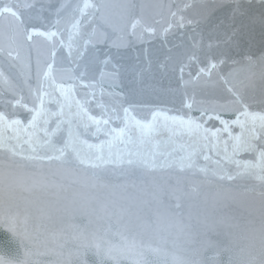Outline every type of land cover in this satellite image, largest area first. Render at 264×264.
<instances>
[{
    "label": "snow or ice",
    "instance_id": "obj_1",
    "mask_svg": "<svg viewBox=\"0 0 264 264\" xmlns=\"http://www.w3.org/2000/svg\"><path fill=\"white\" fill-rule=\"evenodd\" d=\"M53 2L0 0V224L28 245L19 264H52L53 255L67 251L71 257L72 250L75 259L88 264L83 257L90 249L117 264L121 258L130 264H264V52L240 59L229 54L241 48L247 30L259 25L264 32V10L256 14L244 7L264 6V0H125L120 12L113 11L117 6L111 0H59L54 9ZM225 4L233 5L230 14L214 19ZM170 34L179 42L155 65L149 57L126 69L98 47L119 50L155 38L167 43ZM35 38L49 44L47 57L37 49L33 59ZM5 61L15 77L5 72ZM129 70L130 93L171 94V88L158 87V72L175 78L190 102L183 111L125 106L121 81ZM209 90L224 99L196 98L197 91ZM6 95L12 99L5 100ZM257 105L260 110H251ZM20 111L29 114L26 122L18 118ZM227 112L235 119H224ZM213 119L221 127H206ZM245 154L251 158L243 159ZM17 159L38 171H24ZM71 161L94 171L120 170L121 176L135 170L162 174L159 184L153 178L161 195L141 231L132 234L122 223L125 209L115 201L109 211L93 196V209L104 213L102 226L94 228L90 213L82 211L69 218L79 235L62 232L49 240L39 202L30 197L37 191H76L42 174L45 163ZM176 173L197 179L188 180L185 189ZM164 185L174 203H165ZM92 187L108 185L97 178ZM232 207L239 212L224 211ZM77 216L87 217V223H77ZM90 229L93 239L86 242ZM53 243L59 252L33 250ZM0 264L16 262L0 256Z\"/></svg>",
    "mask_w": 264,
    "mask_h": 264
},
{
    "label": "water",
    "instance_id": "obj_2",
    "mask_svg": "<svg viewBox=\"0 0 264 264\" xmlns=\"http://www.w3.org/2000/svg\"><path fill=\"white\" fill-rule=\"evenodd\" d=\"M22 2H29V0H22ZM111 2L117 6L113 9L114 12L122 11L119 6L122 5L125 0H111ZM137 2H139V0H137ZM147 2L151 4L153 0H147ZM36 7L39 8L41 5L37 4ZM51 7L53 9L59 7V0H54ZM244 7L256 14H258L261 10H264V6L256 2H253L252 4H245ZM232 8L233 5H223L222 8L217 9V11L214 13V19L227 17L230 14ZM149 11H152V9L150 8ZM47 15L48 14L45 13L46 17ZM27 16L28 12L25 11V20H27ZM3 23L5 33L7 34L9 31L7 21H4ZM31 26L39 27V25H29L30 29ZM178 42V35L170 34L167 43H164L161 38H155L149 40L147 43L136 42L131 44L129 47L121 48L119 50L115 48L110 49L107 44H101L98 47L101 54L109 53L116 63L122 64L126 69H129L130 66L140 63L149 57L152 58L155 65L156 63L162 61L169 54L168 49L173 48L174 44ZM240 42L241 48L239 50H231L229 53L235 59H240V57L245 54L259 55L261 52H264V32H262V29L259 27V25L255 26L251 30H247L241 36ZM37 49L39 50V53L42 57H47L50 51V46L43 38H35L33 59H35ZM63 55V52L58 53V57L60 58H62ZM223 67L225 71L228 70L227 65H224ZM196 68V65H193L191 68L193 76L196 74ZM4 70L6 73L15 77V71L8 68L7 61H5ZM110 70L111 69H109V71ZM153 70L155 72V67ZM155 79L160 81L158 87H162L164 89L171 88L173 92L171 94L165 93L163 95L151 91L130 93L128 89L132 87L133 76L130 70L124 72L121 83L124 87V95L126 96L125 106H128L129 104L133 105L134 107H139L142 105H158L161 107L180 109L183 111L185 105L190 102V100L187 96L181 95V91L178 90L179 85L177 80L173 77L161 76L158 72L155 75ZM185 79H188L187 73L185 74ZM136 87L139 86L137 85ZM105 89L106 91H111L107 85H105ZM116 91L119 92L121 89H116ZM188 93L191 95L192 89H188ZM196 98L219 99L221 101L224 99L222 95H217L210 90L207 94L205 92L197 91ZM4 99L11 100L12 97L10 95H6ZM104 99L105 102H108L109 98L105 96ZM0 110L4 109L0 107ZM251 110L258 111L260 108L257 105L253 106ZM191 114L197 117L200 115V113L197 111H193ZM93 115H97L95 110L93 111ZM143 117V113L138 114V118ZM18 118L26 122L29 119V114L26 111H20L18 113ZM223 118L232 120L235 119V115L231 112H227L224 114ZM206 127L219 128L221 125L218 121L213 119L207 121ZM234 131H238V128L234 129ZM87 138L92 143L98 142L96 138L92 136H88ZM4 158L6 161L8 160L7 153L4 154ZM242 158L250 159L251 157L248 154H245ZM16 163L22 164L24 166V171L26 172L38 171L31 163L27 161H21L17 159ZM42 174L48 178L49 182L54 180L57 183L63 184L66 189H76L74 192H62L57 189L55 191L45 190L32 193L30 198L39 202V206L42 209L40 214L45 217L44 225L47 229V238L49 240H52L54 236L59 237L62 232L79 235L75 229L69 227V218L73 214L78 215L82 211H88L90 213L94 228L101 227V217L104 215V213L101 212L98 207L93 209V206L90 203L93 196L102 198L104 203L108 205L109 211H112V202L115 201L117 205L125 209L122 223L128 225V228L132 234L139 232L141 231L140 225L145 219L151 218L152 212L157 207L155 197L161 195V193L153 187V178H155L157 184L160 183L159 178L162 175L160 173L144 174L138 170H135L128 171L124 176H121L120 170L107 168L104 170L94 171L92 169L82 168L74 161H71L67 164H58L56 162H53L52 164L45 163L43 165ZM174 175L180 180L179 186L185 189H187L188 180L197 179L191 177L187 173L183 175L176 173ZM97 178H99V181L103 184L108 185V187L93 188L92 186L97 184ZM73 181H78V183L73 184ZM170 183L172 186H176L175 179L170 181ZM236 183L237 185L243 186L249 182L237 181ZM81 185H86V187H81ZM163 187L165 203H174V201L169 199L167 185H164ZM183 202L185 204L187 203L186 201ZM129 211L131 215H129ZM224 211L227 213H238L239 209L232 207ZM49 215L52 216L51 220L47 219ZM59 217L65 218L62 223ZM129 219L131 220V223H129ZM75 221L80 224H85L87 223V217L77 216ZM33 223L38 222L34 221ZM86 235V242H91L93 239L92 230L90 229ZM26 247H28L26 242H22L19 236L14 234L9 228L5 227L4 224H0V256L15 261L16 264H19V262L24 257ZM33 250L40 253L50 254L60 251L55 243L45 244L44 246L37 247ZM75 254L76 250H72L71 257L67 251H65L63 255H53L52 264H73ZM83 259L86 260L88 264H117V262L112 260L110 257H106L103 254H97L95 249L87 250ZM74 264H81L80 259L76 258L74 260ZM119 264H130V262L124 258H121Z\"/></svg>",
    "mask_w": 264,
    "mask_h": 264
}]
</instances>
